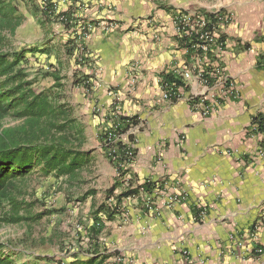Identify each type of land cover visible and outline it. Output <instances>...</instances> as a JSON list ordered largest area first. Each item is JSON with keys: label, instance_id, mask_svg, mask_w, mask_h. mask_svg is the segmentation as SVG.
Returning a JSON list of instances; mask_svg holds the SVG:
<instances>
[{"label": "crops", "instance_id": "crops-1", "mask_svg": "<svg viewBox=\"0 0 264 264\" xmlns=\"http://www.w3.org/2000/svg\"><path fill=\"white\" fill-rule=\"evenodd\" d=\"M67 13L62 38L81 41L69 55L80 54L89 78L75 85L77 104L99 109L85 116L88 139L97 136L102 151L107 126L136 121H120L135 152L120 179L108 161L112 188L131 194L106 221L107 243L98 240L104 264L118 254L126 258L116 264H264V139L252 123L264 115V0H71ZM181 13L226 15L208 52L180 41ZM111 21L118 26L108 30ZM43 48L30 51L48 56ZM166 83L177 91L171 99Z\"/></svg>", "mask_w": 264, "mask_h": 264}, {"label": "rangeland", "instance_id": "rangeland-1", "mask_svg": "<svg viewBox=\"0 0 264 264\" xmlns=\"http://www.w3.org/2000/svg\"><path fill=\"white\" fill-rule=\"evenodd\" d=\"M16 3L19 6L22 23L13 35L7 33V44L3 49L26 51L25 59L20 65L27 73L28 79L34 82L33 87L49 89L55 93L54 95L59 94L60 100L73 106L75 114L86 126L85 116L89 114L93 119L95 118L93 115L99 109L89 108L83 113L77 104L76 93L79 91L75 85L89 78L80 71L79 66H83L82 61L79 60L80 54L78 53V57L69 55L70 50L80 48L81 41L73 37L65 42L61 35L63 31L70 29L68 24L72 22L63 24L55 17L49 16L41 8L40 0H16ZM28 18L34 19L37 26L28 24L27 28L22 29ZM258 26L260 33H264V23ZM73 28L72 26L71 29ZM44 43H47L51 50L48 56L41 51H36L37 54L31 53L30 48L44 49ZM2 123L4 126L14 124L9 118ZM87 126L88 130L87 127L86 130L90 131V125ZM90 137L85 147L93 149L94 163L82 171L81 178L68 180L53 175L44 176L36 170L28 177L26 198L28 202L33 203L32 216L35 217L39 213L43 215L37 219L0 226V244L4 245L3 254H9L15 264H69L74 260L82 261L92 253L95 239L89 234V226L93 222L94 211L101 204L109 205L114 201L113 197H108V190L112 188L114 182H112V168L109 166L110 160L105 156L103 147L102 151L94 148L96 143L92 139H96L97 136ZM110 163L117 172L115 180L120 179L122 171L112 162ZM117 188L121 189V187ZM120 191L115 189V193ZM173 199L174 197H171L169 202H173ZM109 235L106 230L100 234L101 245L107 243ZM121 257L126 258L124 254H118L115 260L112 258L111 262L108 261L106 264H116Z\"/></svg>", "mask_w": 264, "mask_h": 264}, {"label": "trees", "instance_id": "trees-1", "mask_svg": "<svg viewBox=\"0 0 264 264\" xmlns=\"http://www.w3.org/2000/svg\"><path fill=\"white\" fill-rule=\"evenodd\" d=\"M212 21L214 28H218L215 16ZM21 23L16 0H0V123L6 118L14 122L0 126V226L42 217V213L32 216L33 203L26 198L28 177L35 170L44 176L76 180L81 178L87 166L94 163L93 149L85 147L89 142L86 126L75 114L74 107L49 89L33 87L34 82L28 79L20 65L26 51L3 49L7 44V33L13 35ZM180 41L194 50L189 38ZM258 65L264 68V53L260 55ZM84 84L89 85L87 81ZM120 121L126 126L136 123L134 117L128 116H121ZM120 121L114 125L119 133H123L126 128ZM252 123L256 131H264V115L261 113L253 117ZM101 137L105 156L118 170L124 171L125 168L114 163L109 155L106 134ZM109 146L117 149L122 162L133 161L134 158L124 157L123 150L128 145L121 138L115 143L109 142ZM114 189L108 190V197H113L114 201L109 205L103 203L94 211L89 226V234L95 239L92 253L85 261L74 260L69 264H104L106 256L99 250V236L106 221L113 220L121 212L123 198L131 194L129 190L115 194ZM146 190H149L148 186ZM3 248L4 245L0 244V264H15L9 254H3Z\"/></svg>", "mask_w": 264, "mask_h": 264}, {"label": "built area", "instance_id": "built-area-1", "mask_svg": "<svg viewBox=\"0 0 264 264\" xmlns=\"http://www.w3.org/2000/svg\"><path fill=\"white\" fill-rule=\"evenodd\" d=\"M43 10L51 17H55L58 21L63 24H68L70 18L68 16V6L71 0H40ZM217 20H223L226 18L225 14H217L215 16ZM212 25V26H210ZM92 23H87L82 29L88 34L92 31ZM105 28L110 30L117 27L116 22L105 23ZM175 27L177 34L180 39L189 38L192 41V47L195 51L199 50H209L210 47L216 43L217 36L212 21V17H206L205 15H198L192 13H181L175 19ZM196 39V40H195ZM198 39V40H197ZM185 78L191 77L190 71L183 73ZM163 97L166 99H171L177 94V91L173 84L166 83L164 85ZM255 127V125H253ZM106 134V147H108L109 155L114 163H118L119 166L126 168L129 162L121 161L122 158L117 149L113 146H109V142L115 143L121 138V133L117 131V127L114 124L107 126L104 130ZM264 139V131H263ZM124 157L126 159L134 158V150L128 146L124 150ZM259 154L264 157V148L259 150ZM129 161V160H128ZM258 253H262L263 249L261 247H256ZM124 258H120V261Z\"/></svg>", "mask_w": 264, "mask_h": 264}]
</instances>
